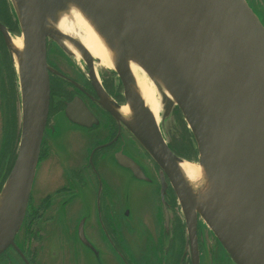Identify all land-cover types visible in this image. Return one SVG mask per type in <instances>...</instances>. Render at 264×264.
Masks as SVG:
<instances>
[{
  "label": "water",
  "instance_id": "95a60500",
  "mask_svg": "<svg viewBox=\"0 0 264 264\" xmlns=\"http://www.w3.org/2000/svg\"><path fill=\"white\" fill-rule=\"evenodd\" d=\"M10 3L23 38L19 63L12 36L1 24L0 31L18 76L22 131L15 164L0 193V254L14 244L22 228L36 182L50 102L47 41L78 63L84 61L95 76V65L102 67L104 76L112 70L103 67L77 37L51 25L54 16L70 12V5H75L118 54L112 71L123 81L127 105L135 106L134 121L126 123L117 111L120 108L101 89L100 95L170 177L192 240L200 215L236 264H264V24L249 0ZM64 39L80 51L81 59ZM132 62L159 75L169 89L173 99L161 97L163 119L178 108L194 136L197 163L209 185L198 208L180 172L186 160L171 151L144 101L131 95ZM73 111L79 113L76 105ZM82 227L83 223L81 240L87 243Z\"/></svg>",
  "mask_w": 264,
  "mask_h": 264
},
{
  "label": "flooded vegetation",
  "instance_id": "af4514ba",
  "mask_svg": "<svg viewBox=\"0 0 264 264\" xmlns=\"http://www.w3.org/2000/svg\"><path fill=\"white\" fill-rule=\"evenodd\" d=\"M7 4L0 0V24L12 37H21ZM54 47L47 41L50 102L37 168L43 173V197L31 193L24 224L0 254V264H236L200 215L192 240L170 177L106 107L99 89L119 108L127 105L119 75L108 70L104 76L95 65V76L84 61L81 66ZM53 53L67 66L55 63ZM15 72L0 31V145L1 130L8 135L19 126ZM21 131L20 126L19 143ZM15 143L13 135L12 150L0 156L8 158L0 193L17 158ZM180 158L198 162V155ZM144 207L147 214L138 215ZM82 223L87 243L81 240Z\"/></svg>",
  "mask_w": 264,
  "mask_h": 264
},
{
  "label": "bare ground",
  "instance_id": "6f19581e",
  "mask_svg": "<svg viewBox=\"0 0 264 264\" xmlns=\"http://www.w3.org/2000/svg\"><path fill=\"white\" fill-rule=\"evenodd\" d=\"M70 6V12L54 16V20H51L53 28L62 34L77 37L89 49L93 57L102 61L103 67L113 70L115 68L113 61H116L118 57L116 51L112 47L110 48L107 40L99 32L93 21L81 9L75 5ZM63 41L69 46L67 48L76 53V56L81 59L80 51L76 47H73L66 39ZM11 43L12 48L16 51L15 59L19 63L20 55L24 49L23 38L12 37ZM130 66L133 80L131 95L144 101L147 108L151 111L157 122H159L160 111L163 106V102L161 101L162 95L166 94L170 99H173L169 89L159 75L149 72L144 66L137 65L135 62H132ZM134 107V104H130L117 110L126 123L134 121ZM179 168L181 175L194 194L193 196L197 199L198 208L201 203L200 195L207 193L209 190L207 174L203 167L194 162L186 161L180 164Z\"/></svg>",
  "mask_w": 264,
  "mask_h": 264
},
{
  "label": "rangeland",
  "instance_id": "374dc122",
  "mask_svg": "<svg viewBox=\"0 0 264 264\" xmlns=\"http://www.w3.org/2000/svg\"><path fill=\"white\" fill-rule=\"evenodd\" d=\"M6 1H8V4H7L8 9H10V11L13 12L12 14H14L16 17V14L14 13V10H13V7L10 3V0H5V2ZM249 2L252 5V7L255 9V11L259 14L262 21L264 22V0H249ZM17 21H18V19H17ZM57 48L58 47L55 45V47L53 48L54 52L56 51ZM58 50L60 51L59 48H58ZM61 53L63 54V56H66L63 52H61ZM53 60L55 63H60V65L63 68L65 66H67L66 63L63 61L64 59L60 58V57L57 58L55 53H53ZM58 60H62V61L59 62ZM74 62H75V59H74ZM78 64L82 66V63L80 61ZM14 68H15V65H14ZM15 71H16V68H15ZM15 76H16V81L18 82L17 72H15ZM1 86H2V84H1ZM176 111H178L179 116L176 115ZM0 123L2 126V120L0 121ZM159 123L161 125V129H162V132L165 136V139L167 140V142L172 144L173 148L175 149V151L178 153L179 156L181 155L182 158H190L194 155H197L196 151L198 153V150H197V147L195 144L194 136L191 133V131L188 129L187 123L185 122L184 117L178 108H175L171 112V114L166 116L164 119L162 117V114H160ZM20 126H21V111H20V116H19V126L17 127V130L10 129L13 131H10V133L8 135L6 133H2V130H1L2 144L0 145V156L4 151H6V150L11 151L12 150V149H10L12 147L11 138L14 135V137H16V141L18 143V144L15 143V146H14V148L16 150V154H15V158H16V156L18 154V150H19V140L18 139H19V135H20ZM187 142L190 143V148L192 147L194 155H192V153L189 154V153H187L181 149V144L182 143L187 144ZM7 165H8V158H0V174L3 170H5L7 168ZM6 175H8V174H6ZM33 191H34V194L37 195V197L38 196H41V198L43 197V173L41 172V169L37 174L36 182H35V186H34ZM136 211H137L138 215L141 213V215L143 216V215L147 214L148 209H147V207H144L142 211L139 209ZM212 235H213V233H212ZM219 248L221 249V251H224L220 246H219Z\"/></svg>",
  "mask_w": 264,
  "mask_h": 264
},
{
  "label": "trees",
  "instance_id": "16d2710c",
  "mask_svg": "<svg viewBox=\"0 0 264 264\" xmlns=\"http://www.w3.org/2000/svg\"><path fill=\"white\" fill-rule=\"evenodd\" d=\"M192 137H193V136H192ZM181 149H182L183 151L189 153V154L192 153V155H194V152H193V150H192V147L190 148V143H188V142H187V144L182 143V144H181ZM196 154L198 155L197 151H196ZM197 155H194V156L197 157ZM192 157H193V156H192ZM192 157H191V158H192ZM14 161H15V158L12 159V164L10 165V168H9L8 172H10V169L12 168V165H13V162H14ZM7 174H9V173H7Z\"/></svg>",
  "mask_w": 264,
  "mask_h": 264
}]
</instances>
